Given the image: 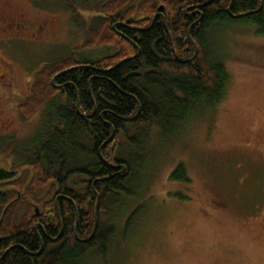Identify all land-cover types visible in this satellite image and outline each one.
I'll return each instance as SVG.
<instances>
[{
    "label": "trees",
    "instance_id": "trees-1",
    "mask_svg": "<svg viewBox=\"0 0 264 264\" xmlns=\"http://www.w3.org/2000/svg\"><path fill=\"white\" fill-rule=\"evenodd\" d=\"M222 23L252 24L264 36V0H105L83 46L111 52L42 67L41 82L22 107L30 116L57 105L54 124L43 122L46 133L32 139V148L40 144L36 152L27 148L11 171L0 170V264H85L89 255L108 254L117 201L126 206L139 198L126 189L139 159L121 158V143L140 145L155 130L181 129L220 102L228 75L205 52V38ZM171 178L187 180L181 164ZM85 180L88 200L79 191ZM56 195L62 196L57 207ZM35 208L46 222L53 216L44 232L36 227Z\"/></svg>",
    "mask_w": 264,
    "mask_h": 264
},
{
    "label": "rangeland",
    "instance_id": "rangeland-1",
    "mask_svg": "<svg viewBox=\"0 0 264 264\" xmlns=\"http://www.w3.org/2000/svg\"><path fill=\"white\" fill-rule=\"evenodd\" d=\"M103 1L7 0L9 27L0 33V170L11 171L27 148L36 152L33 134L40 139L43 122L54 124L57 105H42L30 116L22 107L41 82L42 67L111 52L83 46ZM205 39V52L221 60L228 75L223 98L181 129L155 130L140 145L121 143V158L139 159L126 185L139 198L126 206L115 201L111 249L104 258L89 255L85 264H264V152L243 139L246 131L264 128V36L252 24L222 23ZM180 164L186 181L171 178Z\"/></svg>",
    "mask_w": 264,
    "mask_h": 264
},
{
    "label": "flooded vegetation",
    "instance_id": "flooded-vegetation-1",
    "mask_svg": "<svg viewBox=\"0 0 264 264\" xmlns=\"http://www.w3.org/2000/svg\"><path fill=\"white\" fill-rule=\"evenodd\" d=\"M6 9H7V0H0V33H1V36H2V33L5 32L7 30V28L9 27V24H8V22L6 20V16H7V14H5V12H6L5 10ZM6 126L7 125H5V127ZM35 135H36V132L33 134V138L36 137ZM243 135H244L243 139H244L245 143L248 146L252 147L253 149L257 148V149L262 150L264 152V128L263 127H260V130H256L255 132H250L248 130V132L246 131V133L243 134ZM16 147H18V146H16ZM13 150H18V149H16L15 146H13ZM87 180L81 182V184H80L81 186H80V189H79V191L81 193V196H84L85 200H88L87 184H88L89 181H87ZM67 185L69 187V190H72V188H73L72 182L68 183ZM91 187L93 188V183L91 184ZM59 197H62V196L56 195L55 198H54L55 199L54 203H55L56 207L58 205ZM57 210H58L57 211V216L60 217L59 209H57ZM35 212H36V217L41 220V221L38 220L36 222V227L44 232L43 225L45 224L44 226L48 227L49 224L52 221L51 219H52L53 216L50 217V221L49 222H46V220L48 219L46 217V214H43L42 217H41V213H39L38 208H35ZM75 217H76V220H77V215H75ZM59 220H60V218H59ZM77 223H78V221H75V226L73 228L74 229L73 230L74 235H76ZM59 224H60V232H61L62 231L61 221L59 222Z\"/></svg>",
    "mask_w": 264,
    "mask_h": 264
},
{
    "label": "water",
    "instance_id": "water-1",
    "mask_svg": "<svg viewBox=\"0 0 264 264\" xmlns=\"http://www.w3.org/2000/svg\"><path fill=\"white\" fill-rule=\"evenodd\" d=\"M162 10V8L161 9H159V11H161ZM231 17H233V18H237V17H239V16H234V15H231ZM122 170H124V166H122ZM97 204H98V198H97V200H96V204H95V214H94V227H93V229H92V232H91V235L94 233V230H95V226H96V219H97Z\"/></svg>",
    "mask_w": 264,
    "mask_h": 264
},
{
    "label": "bare ground",
    "instance_id": "bare-ground-1",
    "mask_svg": "<svg viewBox=\"0 0 264 264\" xmlns=\"http://www.w3.org/2000/svg\"><path fill=\"white\" fill-rule=\"evenodd\" d=\"M196 53H197V47H195V54H194V56L196 55Z\"/></svg>",
    "mask_w": 264,
    "mask_h": 264
}]
</instances>
